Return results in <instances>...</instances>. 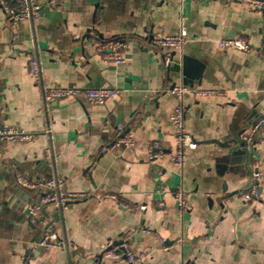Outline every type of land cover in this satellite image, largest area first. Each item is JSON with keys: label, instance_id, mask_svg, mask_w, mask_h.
<instances>
[{"label": "crops", "instance_id": "0c3cea01", "mask_svg": "<svg viewBox=\"0 0 264 264\" xmlns=\"http://www.w3.org/2000/svg\"><path fill=\"white\" fill-rule=\"evenodd\" d=\"M30 2L42 7V17L14 21L0 5V128L31 135L0 151V264H130L101 259L109 241L145 252L142 264H264V178L259 198L241 197L253 160L264 173V127L251 152L243 141L264 117V15L217 0ZM8 4L20 9L19 0ZM182 26L188 32L182 53L151 43L155 29L176 35ZM237 37L247 39L250 52L219 48L220 40ZM101 38L126 42L124 64L102 59ZM32 56L47 86L122 93L104 105L72 98L46 103L28 75ZM181 85L189 89L187 130L197 144L182 169L172 159L170 118L178 104L171 90ZM196 89L221 94L196 96ZM127 136L133 147L118 144ZM19 173L36 184L61 178L64 191L90 194L40 213L64 248L39 245L43 228L27 216L44 188H21ZM178 189L190 209L179 207Z\"/></svg>", "mask_w": 264, "mask_h": 264}, {"label": "built area", "instance_id": "2783aa9c", "mask_svg": "<svg viewBox=\"0 0 264 264\" xmlns=\"http://www.w3.org/2000/svg\"><path fill=\"white\" fill-rule=\"evenodd\" d=\"M184 1V0H181ZM224 3H239L245 4L250 7L255 13L264 15V0H217ZM59 0H49V5L56 7ZM20 9L14 11L9 4L8 0H0V5L4 7L5 11L12 15L14 21L23 19H38L43 16L42 7L30 2V0H19ZM151 43L159 50L173 49L175 51L183 52L188 43V32L185 26H182L176 35H167L161 28H157L153 31L151 36ZM220 49L233 48L241 52H250L251 48L247 39L243 37L237 38H225L218 43ZM126 42L120 38L110 39H98L97 52L104 61H112L117 64L125 63V50ZM162 64L165 68H169L172 64L171 54H162ZM28 75L33 81L41 86L43 89V100L46 103H51L61 99H85L90 104L104 105L107 101L114 99L121 95L122 91L114 87H100L82 89L78 87H60V86H47L43 83L42 68L38 59L35 56L30 57L28 60ZM189 89L185 86H175L171 92L176 96L178 104L171 115V121L173 125L174 135L176 139V148L173 153V163L178 168H184L186 164V153L188 150L195 149L197 144L192 139L187 130L186 123V108L184 106V95ZM196 96L220 95L218 90H195ZM264 127V117L250 127L249 130L243 135L244 145L248 152L252 151L254 138L259 131ZM31 138L30 134L23 131H19L13 127L4 126L0 128V151L9 142L26 141ZM117 144V143H116ZM118 144H124L129 147L134 146V140L131 136L120 138ZM153 147L155 149L160 148V144L155 142ZM161 151L155 152L152 157H160ZM264 178V173L261 171L260 164L257 160H253L250 169L249 186L247 190L241 193V197L246 201H251L259 198L260 196V184ZM16 184L24 189H35L39 186L44 188V192L39 196L38 200L29 207V213L27 221L31 226L42 227L43 233L39 245L47 250L54 248H64L61 242L54 239L53 225L40 217V213L43 209L53 207L57 210L65 209L69 203L79 201L90 197L89 193L84 192H71L64 191L63 187L65 181L61 178H52L43 184L32 183L26 176L18 174L16 176ZM167 194V191H164ZM107 198L118 201L119 205L125 209L130 206L122 201L118 200V197L114 194H107ZM175 200L182 210L190 209L187 194L178 189L175 192ZM138 210H146V206L140 205ZM146 258V253L142 252L135 254L128 251L123 246H118L114 241H109L106 249L101 254V259L105 261H119L126 260L130 264H142ZM80 264V263H72Z\"/></svg>", "mask_w": 264, "mask_h": 264}]
</instances>
